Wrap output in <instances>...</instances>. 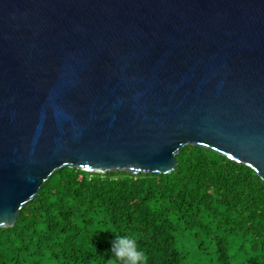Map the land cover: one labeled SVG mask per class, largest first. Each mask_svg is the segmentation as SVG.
<instances>
[{
  "label": "water",
  "instance_id": "1",
  "mask_svg": "<svg viewBox=\"0 0 264 264\" xmlns=\"http://www.w3.org/2000/svg\"><path fill=\"white\" fill-rule=\"evenodd\" d=\"M184 145L264 180V0H0V227L63 166L170 173Z\"/></svg>",
  "mask_w": 264,
  "mask_h": 264
},
{
  "label": "trees",
  "instance_id": "2",
  "mask_svg": "<svg viewBox=\"0 0 264 264\" xmlns=\"http://www.w3.org/2000/svg\"><path fill=\"white\" fill-rule=\"evenodd\" d=\"M175 159L170 173L52 172L0 227V264H116L114 234L147 264H264V180L200 146Z\"/></svg>",
  "mask_w": 264,
  "mask_h": 264
},
{
  "label": "clouds",
  "instance_id": "3",
  "mask_svg": "<svg viewBox=\"0 0 264 264\" xmlns=\"http://www.w3.org/2000/svg\"><path fill=\"white\" fill-rule=\"evenodd\" d=\"M110 245L116 264H147L144 251L138 247L136 238L131 234H114Z\"/></svg>",
  "mask_w": 264,
  "mask_h": 264
}]
</instances>
